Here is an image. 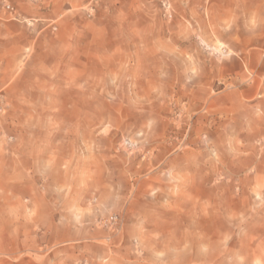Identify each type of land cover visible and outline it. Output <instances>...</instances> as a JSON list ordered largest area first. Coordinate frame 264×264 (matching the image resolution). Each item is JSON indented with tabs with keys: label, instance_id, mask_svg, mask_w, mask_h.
<instances>
[{
	"label": "rangeland",
	"instance_id": "374dc122",
	"mask_svg": "<svg viewBox=\"0 0 264 264\" xmlns=\"http://www.w3.org/2000/svg\"><path fill=\"white\" fill-rule=\"evenodd\" d=\"M0 264H264V0H0Z\"/></svg>",
	"mask_w": 264,
	"mask_h": 264
},
{
	"label": "crops",
	"instance_id": "0c3cea01",
	"mask_svg": "<svg viewBox=\"0 0 264 264\" xmlns=\"http://www.w3.org/2000/svg\"><path fill=\"white\" fill-rule=\"evenodd\" d=\"M40 1H41V0H40ZM66 1L70 2L71 5H72V2H73V1H75V2H77V3H80V4H83V3H85L87 0H66ZM22 2H23V3H26L27 0H22ZM49 2H51L52 4H53V2H54V3H57V4H59V3L61 4V3H62V0H49ZM45 12L48 13V14H50L51 11H48V10H47V11H45ZM55 14H56V13H55ZM55 14H54V15H55Z\"/></svg>",
	"mask_w": 264,
	"mask_h": 264
},
{
	"label": "built area",
	"instance_id": "2783aa9c",
	"mask_svg": "<svg viewBox=\"0 0 264 264\" xmlns=\"http://www.w3.org/2000/svg\"><path fill=\"white\" fill-rule=\"evenodd\" d=\"M6 7L9 8L10 10L13 9V6H11L10 4H7Z\"/></svg>",
	"mask_w": 264,
	"mask_h": 264
}]
</instances>
